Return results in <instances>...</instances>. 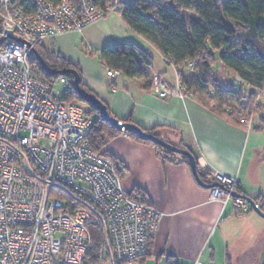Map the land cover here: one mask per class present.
Listing matches in <instances>:
<instances>
[{
  "label": "built area",
  "instance_id": "1",
  "mask_svg": "<svg viewBox=\"0 0 264 264\" xmlns=\"http://www.w3.org/2000/svg\"><path fill=\"white\" fill-rule=\"evenodd\" d=\"M120 1L109 0L100 8L90 0H0V264H81L92 243L91 223L99 220L80 200L103 218L111 263H131L146 254L160 212L131 199L112 158L90 149L85 134L93 116L78 102L60 100L70 89L67 77L37 79L28 60L35 44L46 38L79 32L109 13L121 14ZM193 65L189 62L187 69ZM105 73L113 81L120 75L107 66ZM232 78L254 96V108L264 87H251L236 74ZM56 82L63 92L53 94ZM149 87L160 98L184 96L178 73L172 85L155 72ZM250 124L251 119L247 128ZM24 158L36 175L75 198L27 175ZM204 173L223 187L209 189L212 199L230 200L236 212L248 210L245 200L231 196L239 187L236 177ZM56 188L70 199L57 196ZM259 206L253 201L254 208ZM191 264L216 263L196 258Z\"/></svg>",
  "mask_w": 264,
  "mask_h": 264
},
{
  "label": "crops",
  "instance_id": "2",
  "mask_svg": "<svg viewBox=\"0 0 264 264\" xmlns=\"http://www.w3.org/2000/svg\"><path fill=\"white\" fill-rule=\"evenodd\" d=\"M46 39L50 45H45L44 39L42 46L77 65L85 87L105 103L112 116L130 119L143 129L156 128L162 138L191 150L201 172L216 170L236 177L238 193L264 199V141L259 142L246 126L228 122L189 95L160 98L154 94L149 83L155 72H162L172 85L176 80L175 69L164 64L158 52L154 50L160 66L153 67V59L145 69V77L128 78L120 72L113 81L106 76L99 51L82 47L81 43L101 47L131 41L145 50L153 49L124 25L120 16H105L79 32ZM224 84L230 87L233 78L230 83L225 78ZM102 151L121 167L123 188L129 192L134 186L140 187L160 212L147 254L125 264H166L168 259L175 264H191L196 258L216 264H240L238 244L263 235L264 223H257L254 214L236 212L230 200L223 204L212 199L210 190L196 183L189 165L178 156H168L170 161L163 162L155 147L122 131L108 139ZM249 262L255 263L254 253L249 254Z\"/></svg>",
  "mask_w": 264,
  "mask_h": 264
},
{
  "label": "trees",
  "instance_id": "3",
  "mask_svg": "<svg viewBox=\"0 0 264 264\" xmlns=\"http://www.w3.org/2000/svg\"><path fill=\"white\" fill-rule=\"evenodd\" d=\"M90 1L104 8L109 0ZM120 2L123 9L119 16L124 25L145 39L153 50L161 55V60L164 57L167 60V62L162 60L164 64L171 65L175 69L184 96L193 97L228 122L242 125L234 112L240 113L244 107L251 109L253 98L248 95L244 97L245 102L241 104L237 102L235 95H242L243 90L234 83L227 87L224 84L225 72L230 74L231 78L236 74L251 87H264V0H121ZM34 49L51 69H75L79 73L80 87L90 92L82 82L77 65L60 54L46 49L41 42L36 43ZM98 56L105 66L121 72L128 78L145 77V66H150L154 59L150 51L131 41L104 46L99 50ZM28 60L33 77L40 80L51 77L35 57L30 56ZM189 62H193L194 65L187 69ZM63 75L67 77L70 89L60 97V100L85 104V113L94 118L85 134L91 150L111 157L104 153L102 148L108 139L122 131L138 142L155 147L158 157L163 162L170 161L168 156H178L189 165L185 156L169 152L147 139L138 138L132 131L119 130L101 120L97 111L80 100L73 90V76L69 73ZM231 103L235 111L227 110V105ZM259 105L256 104L257 110L260 108ZM261 117L264 123V116ZM120 121L133 123L130 119ZM142 130L164 139L157 133L156 128H142ZM174 145L187 149L181 144ZM193 156L195 158L194 154ZM262 156L264 159V148ZM112 160L117 172L121 174V167L115 159ZM196 169L203 182H213L206 173L199 170L197 164ZM238 189L239 187L236 189L237 192ZM53 190L57 192V196L70 199L61 189ZM127 194L137 202L150 204L146 193L138 186L132 187ZM252 200H258L259 209L264 211L263 198L258 196ZM90 231L92 243L81 264H100L102 258L108 259L103 247L100 222L91 223ZM166 264H175V262L168 259Z\"/></svg>",
  "mask_w": 264,
  "mask_h": 264
},
{
  "label": "water",
  "instance_id": "4",
  "mask_svg": "<svg viewBox=\"0 0 264 264\" xmlns=\"http://www.w3.org/2000/svg\"><path fill=\"white\" fill-rule=\"evenodd\" d=\"M33 55L34 57L38 60V62L41 64V66L44 68L45 72L50 75H58V74H65V73H69L73 76L72 79V88L73 90L77 93L78 97L80 100H82L83 102H85L87 105H89L91 108H93L94 110L97 111L98 116L100 117L101 120L107 122L108 124H110L111 126L119 129V130H129L132 131L138 138L140 139H147L153 143H155L156 145L160 146L161 148L175 153V154H179L182 156H185L188 160L189 163V167L192 173V176L194 178V180L196 181V183L206 189H212V188H223L219 183L217 182H212V183H205L203 182L198 173H197V169H196V162H195V158L193 156V154L185 148L182 147H178L164 139H161L153 134L147 133L144 130H142L141 127H139L136 124L133 123H124L121 122L120 120H118L116 117L111 116L107 110V107L105 105V103L100 100L97 96H95L93 93L86 91L85 89H83L82 87H80L79 85V73L75 70V69H63V70H55V69H51L49 68L44 61L41 59V57L38 55V53L36 52L35 49H33ZM23 167H24V171L27 175L35 177L37 179H39L42 182H46V183H50L54 186H57L59 188H61L64 192H66L68 195H70L71 197L75 198V196L70 193L67 189H65L62 186H59L55 183L49 182L47 180H45L44 178L36 175L32 169L30 168L27 160L24 158L23 160ZM231 196L236 197V198H240L245 200L247 203H249L254 212L260 216L262 219H264V211L260 210V209H256L253 207V200L246 196V195H242L240 193H238L237 191H232L231 192ZM82 204H84L88 209H90L92 211V213L97 217V219L100 222L101 225V229H102V241H103V247L104 250L108 256V258H111V250H110V245L107 239V233H106V228H105V223L103 221L102 216L100 215V213L93 208L90 204H88L85 201L80 200ZM254 264H264V249L259 253L258 255V259L255 261Z\"/></svg>",
  "mask_w": 264,
  "mask_h": 264
},
{
  "label": "rangeland",
  "instance_id": "5",
  "mask_svg": "<svg viewBox=\"0 0 264 264\" xmlns=\"http://www.w3.org/2000/svg\"><path fill=\"white\" fill-rule=\"evenodd\" d=\"M106 16H108V18H110L112 16H116L117 17V16H119V14H117V13H109ZM43 43L45 45L49 46L50 45V40L45 39L43 41ZM81 45H82V47H85L87 50L92 51L94 53H97L102 47H104V46H101V47L100 46H96V45H99V44H96V43H92L90 46L85 44V43H81ZM105 46H111V45H105ZM148 51H150V53H152L153 57H154V62L152 64V66L153 67L160 66L159 56L157 55V53L151 48H148ZM147 68H148V66H145V69H147ZM225 75H226V82L230 83L231 75L228 74L227 72H225ZM56 90H58L59 93L63 92V86L60 85L58 82H56L53 85V94H56ZM246 96H248V94L246 92L242 91V95H238V96L235 95V100L241 104L242 102H245V98L244 97H246ZM250 97L253 98L254 96L250 95ZM253 104H254V100H252L251 109L247 108V107H244L242 110H240V113L234 112L235 110H234V108L232 106L233 105L232 103L227 105L226 108H227L228 111L229 110H234L233 111L234 115H238V117L240 119V122H241V124L243 126H246L248 121L251 119V124H250V127L248 128V131L251 132L252 136L257 137L259 142L260 141L262 142V141H264V123L261 120V118H262L261 116H264V95H262L259 98V101L257 102V104H260L259 105L260 108L258 110H257L256 105L253 108ZM82 105L84 107H86L85 104H82ZM39 142L41 144H45L46 143L45 140H40ZM262 167H263L262 169L264 170V162L262 163ZM251 199H254V198H251ZM247 205L249 207V209H248L249 211L248 210H247V212L245 211L244 215L247 216V215H250V214H254L253 216L255 217V221L257 223H259L260 225H262V223H264V221L257 216V214L254 212V210L250 209V204L249 203H247ZM248 224L246 225L245 228H247ZM261 230H262L261 232L263 234L261 237L255 238L254 240H252V238L248 237L243 242L238 244V253L241 254L240 257H239V259H240L239 263L240 264H249V263L251 264L252 263V262H249V254L250 253L251 254L254 253L255 261L258 259V255L259 254L256 252L257 249H260L262 247L264 248V239H263L264 238V230L263 229H261ZM231 254L234 256L233 253H231ZM228 257H229V255H228ZM228 261L230 263V257H229ZM100 264H116V263H111L109 258L107 259V258L104 257V258H102ZM218 264H225V263L220 262Z\"/></svg>",
  "mask_w": 264,
  "mask_h": 264
}]
</instances>
